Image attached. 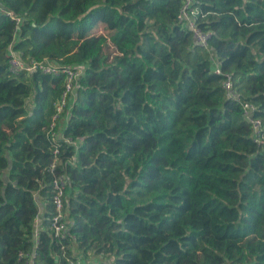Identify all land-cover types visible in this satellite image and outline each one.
<instances>
[{
    "label": "trees",
    "instance_id": "1",
    "mask_svg": "<svg viewBox=\"0 0 264 264\" xmlns=\"http://www.w3.org/2000/svg\"><path fill=\"white\" fill-rule=\"evenodd\" d=\"M181 6L0 0V264H264V153L241 106L264 126V0H193L220 74ZM10 44L79 68L62 136L65 73H12Z\"/></svg>",
    "mask_w": 264,
    "mask_h": 264
},
{
    "label": "built area",
    "instance_id": "2",
    "mask_svg": "<svg viewBox=\"0 0 264 264\" xmlns=\"http://www.w3.org/2000/svg\"><path fill=\"white\" fill-rule=\"evenodd\" d=\"M182 6L179 11L178 18L183 22V24L191 31L193 41L203 46L211 53V59L214 63L212 69L215 73L220 74L221 70L218 67V62L214 57L213 51L209 47L208 39L209 33L207 31L202 30L197 23L195 22V14L196 11L192 6L193 0H181ZM17 22L20 18H16ZM8 55V66L9 70L12 73H18L20 71H27V73H32L37 69H40L44 73H52L58 74L60 71L65 73L64 80V90L60 99L55 104V113L52 116V121L50 128L53 129L56 126L59 115L62 113L63 109L67 103V97L69 93L73 94L75 92V80L80 74L79 68L76 67H66L64 65L53 62L49 59L43 61H31L29 64H26L21 60L19 53L13 48L12 44L8 46L7 49ZM222 87L225 93V96L233 99L235 101H240V97L238 92L233 87L231 78L228 74H225V79L222 81ZM243 117L250 124V133L252 140H254L258 145H260L262 152L264 153V126L260 119L252 116L253 106L249 103H242ZM56 153V149L54 150ZM66 185V179L64 175L59 176L53 181V189L54 194L52 196V203L55 208V214L51 218L50 229L53 230L54 236L56 237H64V236H72L69 235V229L66 221L64 220L65 214L63 212V190ZM37 201V218L35 219V228H34V242L37 244L38 233L41 229V225L39 222V214L42 211V206ZM79 263V262H78ZM28 264H35L32 259ZM75 264V263H70Z\"/></svg>",
    "mask_w": 264,
    "mask_h": 264
},
{
    "label": "crops",
    "instance_id": "3",
    "mask_svg": "<svg viewBox=\"0 0 264 264\" xmlns=\"http://www.w3.org/2000/svg\"><path fill=\"white\" fill-rule=\"evenodd\" d=\"M66 122H67V118L65 114H62L58 121H57V127H58V136H62V131L66 126ZM59 126H60V130H59Z\"/></svg>",
    "mask_w": 264,
    "mask_h": 264
},
{
    "label": "rangeland",
    "instance_id": "4",
    "mask_svg": "<svg viewBox=\"0 0 264 264\" xmlns=\"http://www.w3.org/2000/svg\"><path fill=\"white\" fill-rule=\"evenodd\" d=\"M105 31L103 30V28L101 26H99V28L96 30V34H104ZM59 130H60V126H59Z\"/></svg>",
    "mask_w": 264,
    "mask_h": 264
}]
</instances>
